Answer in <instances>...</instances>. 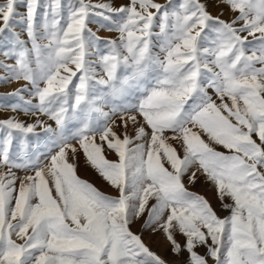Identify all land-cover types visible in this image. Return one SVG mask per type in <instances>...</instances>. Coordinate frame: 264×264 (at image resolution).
<instances>
[{"label":"snow or ice","instance_id":"6c2138e0","mask_svg":"<svg viewBox=\"0 0 264 264\" xmlns=\"http://www.w3.org/2000/svg\"><path fill=\"white\" fill-rule=\"evenodd\" d=\"M0 87V264H264V0H0Z\"/></svg>","mask_w":264,"mask_h":264},{"label":"rangeland","instance_id":"374dc122","mask_svg":"<svg viewBox=\"0 0 264 264\" xmlns=\"http://www.w3.org/2000/svg\"><path fill=\"white\" fill-rule=\"evenodd\" d=\"M157 2H158V3H161V4H164V3L166 2V0H157ZM210 10L213 11L214 14H215L216 11H217L216 9H210ZM101 35H106V33H101ZM7 90H8L7 87H0V91H7ZM107 155H108V158H109V159H115V158H116L115 155H114L113 153H111V152H109ZM82 166H83V168H82ZM83 169H84V170H83ZM81 170H82V171H81ZM79 173H80L79 175H80L82 178L87 179V180L89 179V181L92 182V183H94L93 180H92L93 177H98V178H100V177L98 176V174L95 172L94 169H92L90 166L86 165V163H85V159H84L83 155H81L80 160H79ZM85 173H86V174H85ZM89 173H90V174H89ZM83 174H85V175H83ZM89 175H90V176H89ZM100 179H101V178H100ZM101 181H102V179H101ZM94 184H95V183H94ZM102 184H103V186L106 187V185H105L104 182H102ZM191 190H193V191H197V192H200L201 194H206V195H208L209 198L212 199V202H213L214 206H216L217 208H219V201L216 200V199L212 196L211 192H206V186H205L204 181H203L202 178H201V180L197 183V185L192 186ZM221 214H222V215H226L227 213H221ZM157 239H161V238H157ZM145 241H146L147 243H149V245L153 248V250L159 251V252H161V254L164 253V249H163V247H159V246L157 245L156 240L149 239V237L146 235V236H145Z\"/></svg>","mask_w":264,"mask_h":264},{"label":"bare ground","instance_id":"6f19581e","mask_svg":"<svg viewBox=\"0 0 264 264\" xmlns=\"http://www.w3.org/2000/svg\"><path fill=\"white\" fill-rule=\"evenodd\" d=\"M82 168H83V166H82ZM84 170V169H83ZM82 171V170H81ZM80 174V173H79ZM86 174V173H85ZM85 174H83V175H85ZM90 174V173H89ZM90 176V175H89ZM89 180V179H88ZM93 182L95 183V185L97 186V187H99V188H101L102 190H105V191H108V189H107V187H105V186H103V184H102V182L103 181H101V179L100 178H98V177H93Z\"/></svg>","mask_w":264,"mask_h":264}]
</instances>
